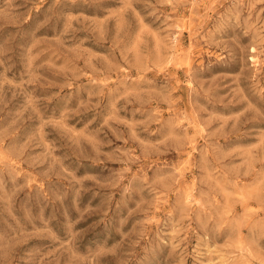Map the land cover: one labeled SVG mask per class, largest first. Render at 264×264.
Instances as JSON below:
<instances>
[{
    "label": "rangeland",
    "instance_id": "obj_1",
    "mask_svg": "<svg viewBox=\"0 0 264 264\" xmlns=\"http://www.w3.org/2000/svg\"><path fill=\"white\" fill-rule=\"evenodd\" d=\"M0 264H264V0H0Z\"/></svg>",
    "mask_w": 264,
    "mask_h": 264
}]
</instances>
